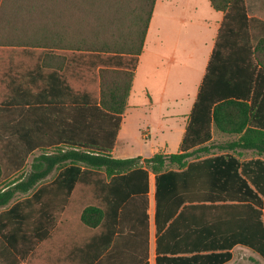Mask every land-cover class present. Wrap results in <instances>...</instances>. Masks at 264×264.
<instances>
[{
    "label": "trees",
    "instance_id": "obj_1",
    "mask_svg": "<svg viewBox=\"0 0 264 264\" xmlns=\"http://www.w3.org/2000/svg\"><path fill=\"white\" fill-rule=\"evenodd\" d=\"M155 3L0 0V46L30 54L34 91H57L45 106L33 100L15 125V145L43 153L30 173L0 188V207L31 193L0 212V264H36L34 252L51 236L63 256L86 264H149L150 173L156 264H226L237 245L264 260V160L237 153L264 137V124L249 120L264 114V20L248 16L245 0H210L224 17L179 152L112 155ZM90 75L99 96L74 99L71 85L78 76L87 87ZM214 131L239 137L215 142ZM29 156H9L0 175Z\"/></svg>",
    "mask_w": 264,
    "mask_h": 264
},
{
    "label": "crops",
    "instance_id": "obj_2",
    "mask_svg": "<svg viewBox=\"0 0 264 264\" xmlns=\"http://www.w3.org/2000/svg\"><path fill=\"white\" fill-rule=\"evenodd\" d=\"M245 2L248 16L264 20V0H245ZM223 17L224 13L214 9L210 0H156L144 50L139 57V63L134 72L127 106L122 115L116 144L112 151L113 157L131 158L141 156L142 158H148L156 153L174 154L179 152L189 116L206 73ZM10 37L3 36L1 40L10 41ZM262 55L264 56V51ZM29 57L30 54L24 49L0 46V162H9V156L12 155L25 153L32 155L41 150L35 149L27 152L25 148L16 146V141L20 137L17 134L15 125L21 117L29 113L28 109L33 100H38V97H40L42 107L47 104V99L51 95H57L56 89L48 88L45 84L44 86L40 85L37 90H33L30 81L31 62ZM47 63L54 64L56 62L50 56ZM78 79L77 76V83L71 85L74 99L99 96V88L96 87L93 76L87 82L88 86L83 88H80ZM251 92L252 96L253 91ZM257 92L264 95V83L257 88ZM262 95L257 99L258 105L261 102L264 105V96ZM249 104H251V99ZM18 111L21 113L20 117ZM254 116H249L251 123L261 122L264 124V114L259 118ZM140 122H143L144 125L141 128L139 127L138 131L143 141L150 142L148 145L150 155L137 154L131 156L128 154V148L134 145V142L138 139L133 127ZM262 129L264 132V128ZM42 134L44 135V132ZM144 134H147V137ZM216 135L227 137V139L232 137V140L239 137L237 135L219 134L214 131V139ZM44 137L47 136L44 135ZM254 142L259 147L237 150V153L241 154L243 159L259 158L264 160V137L252 136L251 143ZM27 166V161L19 169L8 163L2 169L0 187L14 185L17 180L14 177L18 173L24 172L25 176L30 173L32 164L30 169ZM57 174V170L52 171L45 180H41L40 184L52 182ZM83 185L88 187L89 184L85 183ZM155 192V176L150 173L148 191L149 264H156L157 255ZM28 194L18 193L8 205L0 207V212L10 208L17 200L29 196ZM50 238L47 242H44V246L37 249L38 253L34 260L39 264H86L80 258L75 260L63 256L60 244H56L52 236ZM235 250L239 254L250 255L251 253L256 255L248 247L237 245L232 249V259L226 264L235 261L233 260ZM254 257L249 258L254 260ZM103 264L113 263L106 260Z\"/></svg>",
    "mask_w": 264,
    "mask_h": 264
},
{
    "label": "rangeland",
    "instance_id": "obj_3",
    "mask_svg": "<svg viewBox=\"0 0 264 264\" xmlns=\"http://www.w3.org/2000/svg\"><path fill=\"white\" fill-rule=\"evenodd\" d=\"M91 75L89 76V78L91 77ZM143 125H144V123L140 122L135 127H133V130L136 131L138 139L134 142V145H132V146H130L128 148V154L131 155V156L137 155V154H142V155H145V156L150 155V152H149V149H148V145H149L150 142L149 141H143L142 136H141V134H139V131H138L139 127L141 128V127H143ZM229 140H232V137H230L228 139H227V137L226 138L225 137H220L218 135H216V137H215V142H225V141H229ZM42 153H43V150L42 151L39 150L36 153H34V154L29 156V158L27 160V165H28L27 168L28 169H30V165L32 164V161H33L34 157H37V156H39ZM219 153H221V152L218 151V150H213L209 155H214V154H219ZM209 155L208 154H200L199 157L203 158V157H206V156H209ZM242 159H243V157H242ZM22 176H25L24 172H22L21 174L18 173L14 178H20ZM30 194L31 193H29L28 195H30ZM37 253H38V251L36 249L34 254L37 255ZM237 253H238V251L235 250L234 259H233L235 261H232L231 264H261L262 262L264 263V260L256 253H255L256 255H252L251 253H250V255H245V254H242V253L241 254L238 253V256H237ZM241 255L243 256V258H242ZM236 256H237V258H236ZM252 256L253 257L255 256L254 260L249 258V257H252ZM35 262H36V264H39V262H37V261H35ZM22 264H26V263L23 262Z\"/></svg>",
    "mask_w": 264,
    "mask_h": 264
},
{
    "label": "built area",
    "instance_id": "obj_4",
    "mask_svg": "<svg viewBox=\"0 0 264 264\" xmlns=\"http://www.w3.org/2000/svg\"><path fill=\"white\" fill-rule=\"evenodd\" d=\"M145 135V137H147V134H144Z\"/></svg>",
    "mask_w": 264,
    "mask_h": 264
}]
</instances>
